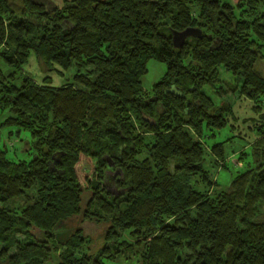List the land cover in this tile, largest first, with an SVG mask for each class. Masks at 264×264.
<instances>
[{
    "label": "trees",
    "instance_id": "16d2710c",
    "mask_svg": "<svg viewBox=\"0 0 264 264\" xmlns=\"http://www.w3.org/2000/svg\"><path fill=\"white\" fill-rule=\"evenodd\" d=\"M186 28L199 36L175 47ZM30 58L46 73L33 78ZM151 58L166 69L146 90ZM259 60L264 0H0V130L30 154L0 144V264H264ZM220 82L247 114L214 99ZM247 132L252 160L221 187L224 143ZM71 217L108 222L102 246L86 252L77 228L59 240Z\"/></svg>",
    "mask_w": 264,
    "mask_h": 264
},
{
    "label": "rangeland",
    "instance_id": "374dc122",
    "mask_svg": "<svg viewBox=\"0 0 264 264\" xmlns=\"http://www.w3.org/2000/svg\"><path fill=\"white\" fill-rule=\"evenodd\" d=\"M14 2H18V0H12ZM40 65V66H39ZM147 72L142 75L141 82L142 86L146 90H150L153 83H155L159 78L163 75L166 65L165 63L158 61L156 59H149L147 61ZM256 67L260 70V72L264 75V61L259 60L256 63ZM29 74L34 78H39L41 75L46 73L44 67L37 63L34 58H30L27 66L25 67ZM48 73V72H47ZM52 78V83L57 85L63 81H70L71 76L73 74V66H70L67 70L62 71V74H53L49 73ZM220 79H224L229 82H233V77L226 73L223 69H219ZM221 86V96L216 97L215 94H212L214 99L218 101L220 98L222 101H226L230 104H233L235 111L238 116H244L249 111V106H251V101L244 98H238V90L231 91L224 82H220ZM205 92L211 94L212 88L205 87ZM8 128H3L0 130V144H4L8 150V154L12 156L14 159H27L30 157V154H25V143L26 139L23 133L20 135H16L12 133L11 135H7ZM246 132V131H245ZM237 130H233L232 126L229 124L225 128L218 130L216 136H212L210 138V142L220 141L222 139L228 138L232 134H236ZM248 137H232V139H227L224 143L225 150L228 154L226 157V166L227 168H220L215 172V177L218 180V183L221 187H225L229 180L235 175L236 172L244 169L248 162L252 160V146L251 142L253 137L249 136L252 134L247 132ZM7 154V155H8ZM240 159V160H239ZM112 191H117L113 186H110ZM87 199V193L83 196V204ZM21 200H17L20 202ZM108 227V222L106 221H97L96 219H83L80 217H71L65 220L56 231L59 233L58 238L62 240L67 237L69 234L73 232L76 228L80 232V235L89 239V244H84L83 249L88 253L95 252L99 247L103 244L104 233ZM29 232L36 236V238H40V232L35 227H30ZM22 236L20 234H16V239L19 240ZM61 249V247H60ZM51 261H54V255H51ZM107 264H119L122 263V260L115 261H107Z\"/></svg>",
    "mask_w": 264,
    "mask_h": 264
},
{
    "label": "water",
    "instance_id": "95a60500",
    "mask_svg": "<svg viewBox=\"0 0 264 264\" xmlns=\"http://www.w3.org/2000/svg\"><path fill=\"white\" fill-rule=\"evenodd\" d=\"M199 34L200 32L195 28H186L180 32H173L172 43L175 47H180L187 36H199Z\"/></svg>",
    "mask_w": 264,
    "mask_h": 264
},
{
    "label": "flooded vegetation",
    "instance_id": "af4514ba",
    "mask_svg": "<svg viewBox=\"0 0 264 264\" xmlns=\"http://www.w3.org/2000/svg\"><path fill=\"white\" fill-rule=\"evenodd\" d=\"M59 234V233H58Z\"/></svg>",
    "mask_w": 264,
    "mask_h": 264
}]
</instances>
